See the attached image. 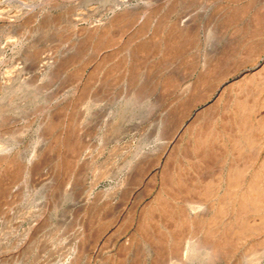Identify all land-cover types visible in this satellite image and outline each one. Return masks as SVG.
<instances>
[{
	"label": "rangeland",
	"instance_id": "374dc122",
	"mask_svg": "<svg viewBox=\"0 0 264 264\" xmlns=\"http://www.w3.org/2000/svg\"><path fill=\"white\" fill-rule=\"evenodd\" d=\"M42 54L53 94L0 100L9 117L0 116V264H152L154 241L176 234L200 245L208 219L224 216L208 228L225 233L235 213L231 227L247 221L264 235V202L247 219L236 202L251 176L264 190V0H0V76ZM172 190L198 201L197 212L167 213ZM236 234L224 251L213 246L215 258L253 240ZM237 247L216 264L235 263Z\"/></svg>",
	"mask_w": 264,
	"mask_h": 264
},
{
	"label": "bare ground",
	"instance_id": "6f19581e",
	"mask_svg": "<svg viewBox=\"0 0 264 264\" xmlns=\"http://www.w3.org/2000/svg\"><path fill=\"white\" fill-rule=\"evenodd\" d=\"M249 39V38H248ZM247 41V40H246ZM250 41V40H249ZM254 46V45H253ZM254 48V47H253ZM259 49V48H258ZM28 50V49H27ZM256 50V49H255ZM255 50H253V51H255ZM52 57V56H51ZM48 57L46 56V55H44V54H42V55H38V57L37 58H35V59H33V60H29V61H27V62H25L23 65H21V64H19V65H15V66H13V67H11V68H9V69H6L7 71L8 70H10V71H8L9 73L8 74H6V75H4L3 76V74H5V72L3 71V74H2V77L0 76V100H5L6 101V103L8 104V102H7V100L8 101H10L9 99H10V96L12 95V96H14V95H16L17 93H23L25 90H31L32 92H33V94H34V92L36 93L37 92V94L39 93L40 94V92L42 93V96L43 97H45L46 99H47V97H50L52 94H53V92H54V89L52 88V84L53 85H55L54 83H52V81L53 80H51L50 78L51 77H49L50 76V74L54 71V67L52 66V64L50 63V61H48V59H47ZM14 64V63H13ZM71 66V65H70ZM63 70H64V68H63ZM62 69L61 70H59V69H57V73H59L60 75V77L62 78V75H63V73H64V71H63ZM112 70V69H111ZM65 76L66 75H64V77L63 78H65ZM76 76V75H75ZM60 80V79H59ZM70 80V79H69ZM54 82V81H53ZM58 82V81H57ZM56 83V82H55ZM57 84V83H56ZM66 84V83H65ZM66 86V85H65ZM67 89H68V86H67ZM64 90V89H63ZM31 93V92H30ZM66 93V92H65ZM28 94V93H27ZM38 94V95H39ZM36 95V94H35ZM11 96V97H12ZM22 96V95H21ZM24 96H25V94H24ZM30 96V95H29ZM132 96V95H131ZM15 97V96H14ZM23 97V96H22ZM22 97H21V100L20 101H23V99H22ZM54 97V96H53ZM16 99H17V97H15ZM19 98V97H18ZM27 98V97H26ZM25 98V99H26ZM37 98V97H36ZM14 99V98H13ZM15 100V99H14ZM39 100V99H38ZM19 101V100H18ZM19 101V102H20ZM42 101V100H41ZM47 101V100H46ZM45 101V102H46ZM93 101H96V100H93ZM129 103H131L133 100H132V98L129 96V98H128V100H127ZM10 102H12V101H10ZM36 102V101H35ZM48 102H49V100H48ZM2 103H4V102H2ZM1 103V104H2ZM26 103V102H25ZM24 103V104H25ZM39 103V102H38ZM6 104V105H7ZM11 104H13V103H11ZM15 104V103H14ZM91 104V103H90ZM96 103H94V105H95ZM5 105V106H6ZM18 105V104H17ZM34 105H35V103H34ZM3 106V105H2ZM11 106V105H10ZM13 106V105H12ZM11 106V107H12ZM23 106V105H22ZM93 106V105H92ZM19 107V106H18ZM30 107V106H29ZM6 108V107H5ZM14 108V107H13ZM17 108V107H16ZM82 108V107H81ZM86 108V107H85ZM92 108V107H91ZM15 109V108H14ZM20 109V108H19ZM83 109H84V106H83ZM5 110V109H4ZM18 110V109H17ZM21 110H22V108H21ZM1 111H2V107H1ZM37 111V110H36ZM77 111V110H76ZM84 111V110H83ZM10 112V110L8 111V113ZM20 112V111H19ZM22 112V111H21ZM35 112V111H34ZM48 112V111H47ZM86 112V111H85ZM1 113V112H0ZM2 113H3V111H2ZM1 113V114H2ZM7 113V112H6ZM12 113L13 112H11V116L14 118V116L12 115ZM16 113H17V111H16ZM44 113V112H43ZM236 113V112H235ZM238 113V112H237ZM236 113V114H237ZM20 114V113H19ZM24 114V113H23ZM22 115V114H21ZM0 116H4V117H8V115L6 114V116H5V113H4V115L2 114V115H0ZM17 116V115H16ZM24 116V115H23ZM235 116V115H234ZM19 117H21L20 115H19ZM69 117V116H68ZM18 118V117H17ZM84 118H85V116H84ZM2 119V118H1ZM7 119V118H6ZM8 119H9V117H8ZM12 120H14L15 121V119H12ZM84 120V119H83ZM243 120V119H242ZM6 121V120H5ZM69 121H70V119L68 120V125H70V123H69ZM81 121H82V119H81ZM10 122H11V120H10ZM240 122V121H239ZM7 123V122H6ZM86 123V122H85ZM73 124V123H72ZM82 124V123H81ZM80 124V125H81ZM78 125V124H77ZM84 125V124H83ZM191 125V124H190ZM255 125V124H254ZM62 126H64V125H62ZM240 126V125H239ZM243 126V125H242ZM261 127V126H260ZM85 128V127H84ZM247 129V128H246ZM73 130V129H72ZM187 130V129H186ZM180 131V130H179ZM246 132V131H245ZM245 132H241L242 134L241 135H244L245 134ZM205 133V132H204ZM221 133V132H220ZM226 133V132H225ZM234 133V132H233ZM200 134V133H199ZM247 134V133H246ZM254 134V133H253ZM177 135V134H176ZM201 135V134H200ZM212 135V134H211ZM249 135H250V133H249ZM252 135V134H251ZM255 135H256V133H255ZM212 137V136H211ZM250 137V136H249ZM204 138V137H203ZM237 138V137H236ZM239 138V137H238ZM244 138V137H243ZM247 138L248 137H245V140H247ZM202 139V138H201ZM212 139V138H211ZM213 139H215V138H213ZM219 139V138H218ZM249 139V138H248ZM251 139V138H250ZM250 139H249V141H250ZM200 140V139H199ZM203 140V139H202ZM201 140V141H202ZM216 140V139H215ZM238 140H240V139H238ZM237 140V141H238ZM225 141V140H224ZM203 142V141H202ZM215 142V141H214ZM236 141H234V143H235ZM238 142H240V141H238ZM237 142V143H238ZM198 143V142H197ZM81 144V143H80ZM200 145H202V143H200ZM203 145H204V143H203ZM218 145V144H217ZM205 146V145H204ZM234 146H238L239 148H241V145H240V143H239V145L237 144V145H234ZM3 147V146H2ZM4 147H6V146H4ZM87 147V146H86ZM201 147V146H200ZM219 147V146H218ZM221 147V146H220ZM232 147V146H231ZM253 147V146H252ZM207 148V147H206ZM0 149H2L1 147H0ZM74 149V148H73ZM238 149V148H237ZM253 149V148H252ZM242 150V149H241ZM4 151V150H3ZM225 151H227L226 149H225ZM170 152V151H169ZM242 152V151H241ZM250 152V151H249ZM208 153V152H207ZM253 153V152H252ZM200 154V153H199ZM250 154V153H249ZM167 155V154H166ZM84 156V155H83ZM82 156V157H83ZM202 156V155H201ZM220 156V155H219ZM250 156H252V155H250ZM199 157V156H198ZM253 157V156H252ZM243 158V157H242ZM245 158H247L246 156H245ZM28 159V158H27ZM77 159V158H76ZM188 159V158H187ZM192 159V158H191ZM230 159V158H229ZM240 159V158H239ZM195 160V159H194ZM221 160V159H220ZM242 160V159H241ZM25 161V160H24ZM246 161V160H245ZM262 161V160H261ZM20 162H21V160H20ZM27 162H28V160H27ZM27 162H25V163H27ZM196 162V161H195ZM240 162V161H239ZM263 162V161H262ZM21 163H23V162H21ZM45 163V162H44ZM198 163V162H197ZM202 163V162H201ZM233 163V162H232ZM16 164V163H15ZM15 164H13V166L11 165L10 167H14V165ZM19 164V163H18ZM218 164H220V163H218ZM229 164V163H228ZM227 164V165H228ZM264 164V163H263ZM241 165H243V164H241ZM240 165V166H241ZM246 165V164H245ZM244 165V166H245ZM18 166V165H17ZM20 166V165H19ZM199 166V165H198ZM197 166V169L199 168ZM205 166V165H204ZM232 166H233V164H232ZM244 166H241V167H238L239 168V170L241 171V170H244L243 169V167ZM68 167V166H67ZM201 167V166H200ZM231 167V166H230ZM235 167V166H234ZM233 167V168H234ZM4 168V167H3ZM18 168V167H17ZM232 168V169H233ZM237 167H236V169L235 170H237L238 169ZM23 169V168H22ZM191 169H192V167H191ZM202 169H203V167H202ZM247 169V168H246ZM178 170H179V168H178ZM183 170H185V169H183ZM193 171L195 170V168L194 169H192ZM200 170V169H199ZM230 170V169H229ZM228 170V172H230ZM234 170V169H233ZM255 170V169H254ZM19 171V170H18ZM193 171H192V173L190 174V175H192L193 174ZM238 172L239 173V175H237V178L238 177H240V173L241 172ZM26 172V171H25ZM169 172V171H168ZM197 172L198 171H196L195 170V172H194V178H196V180L200 177V174L198 175L197 174ZM231 172H233V171H231ZM234 172H236V171H234ZM243 172H245V170L244 171H242V173ZM10 173H12V172H10ZM9 173V174H10ZM15 173V172H14ZM44 174H45V176H43V175H41L40 174V176H43V178H41V181H43V179H48V175L46 176V173L45 172H43ZM42 173V174H43ZM50 173V172H49ZM257 173V172H256ZM216 174V173H215ZM226 174V173H225ZM258 174L259 173H257V176H258ZM29 175V174H28ZM66 175V174H65ZM229 175V174H228ZM234 175H236V173L235 174H230V176H231V179H230V183L232 182V179L234 178ZM256 175V174H255ZM254 175V176H255ZM10 176V175H9ZM23 176V175H22ZM27 176V175H26ZM172 176V175H171ZM189 176V175H188ZM203 176V175H202ZM204 176H205V174H204ZM215 176V175H214ZM233 176V177H232ZM17 176H16V173H15V177L13 176V178H16ZM19 177V176H18ZM182 177V176H181ZM192 177V176H191ZM241 177H242V174H241ZM20 178V177H19ZM206 178H208V176L206 177ZM211 178V177H210ZM251 178H253V179H255L253 176H251ZM181 178H179V180H180ZM191 179V178H190ZM201 179H203V181H204V183L205 182H207V184H209L210 185V183H208L209 181H206V180H204L205 178L204 177H202ZM200 178L198 179V180H201ZM226 179V178H225ZM229 179V178H228ZM236 179V178H235ZM249 179V178H248ZM253 179H249L250 180V185H251V187H250V189L249 188H247V189H249L251 192H249V190L247 191V189H246V191L244 192L242 189L240 190L241 192L243 191L244 193V195H241V197H240V199L238 200V197H236L237 199H236V202H239V212H240V210L243 212V210H244V212L243 213H245V212H249L250 213V211L249 210H251V211H253V213H254V211H255V214L257 213L258 214V212H259V214H258V216H260L262 213H260V209L263 207H261V205L260 204H263V203H261V201L262 202H264V190L261 188V186L262 185H259L258 186V184L261 182V181H259V183L257 184V182L256 183H254V182H252L251 180H253ZM259 179V178H258ZM15 180V179H14ZM70 180V179H69ZM178 180V179H177ZM196 180H194V181H196ZM210 180H212V179H210ZM257 180V179H256ZM13 181V180H12ZM18 182H19V180H17ZM17 181H13V184H12V182H11V186H12V190H14V184H16V183H18ZM40 181V182H41ZM46 181V180H45ZM173 181H174V179H173ZM181 181V180H180ZM188 181V180H187ZM191 182H193V180L191 179L190 180ZM202 181V180H201ZM200 181V182H201ZM222 181V180H221ZM242 182H243V180H241ZM240 181V182H241ZM7 182V181H6ZM10 182H8V183H10ZM16 182V183H15ZM170 182H172V181H170ZM219 182V181H218ZM233 182H234V179H233ZM238 182V181H237ZM42 183V182H41ZM47 183V182H46ZM45 183V184H46ZM173 183V182H172ZM194 183V182H193ZM192 183V184H193ZM202 183V182H201ZM230 183H228V184H230ZM245 183V182H244ZM247 183L249 184V181H247ZM247 183H246V186H248L247 185ZM264 183V182H263ZM43 184V183H42ZM66 184V183H65ZM68 184V183H67ZM66 184V185H67ZM186 184V183H185ZM189 184V183H188ZM200 183H198V185H199ZM212 184V183H211ZM234 184V183H233ZM241 184V183H240ZM173 185V184H172ZM184 185V184H183ZM191 185V184H190ZM202 185H203V188H201V189H204V190H201V191H199L198 189V191H199V193H201V192H204L205 191V189L206 188H208L207 186H205L206 185V183H205V185L204 184H200V186L202 187ZM217 185V184H216ZM216 185H215V187H216ZM223 185V184H222ZM235 185H238L239 186V184H234V186ZM243 185H245V184H243ZM5 186V185H4ZM17 187H18V185H16ZM23 186H24V184H23ZM62 186V185H61ZM185 186V185H184ZM183 186V187H184ZM195 186V185H194ZM194 186L192 187L191 186V188L192 189H194ZM197 186V185H196ZM212 186H214V184L213 185H211L210 186V188L212 187ZM227 186V188H229V189H232L233 187H232V185H230L231 187H229V185H226ZM242 186V184L240 185V187ZM6 187V186H5ZM71 187V186H70ZM175 187V186H174ZM182 187V188H183ZM236 187V186H235ZM234 187V188H235ZM168 188H169V186H168ZM182 188H179L180 190L182 189ZM184 188H186V187H184ZM188 189V191L190 190H192V189ZM197 187H195V189H196ZM199 188V187H198ZM225 189H224V191L227 189L226 187H224ZM232 189V190H235V191H237L236 189L237 188H239V187H237V188H235V189ZM241 188H243L244 189V187L242 186ZM264 188V187H263ZM64 189V188H63ZM66 189V188H65ZM68 189V188H67ZM65 190L66 192L69 190ZM176 189H178V187H176ZM187 189V188H186ZM194 189V190H195ZM212 189V188H211ZM210 189V191L213 193V191ZM2 190V189H1ZM3 190H5V189H3ZM6 190H8V189H6ZM16 190V189H15ZM194 190H192V192L194 191ZM228 190V189H227ZM232 190H231V193H232ZM11 191V190H10ZM64 191V192H65ZM206 192V194L207 193H209V196H210V193L211 192ZM230 191V190H229ZM63 192V191H62ZM69 192V191H68ZM169 192V191H168ZM172 192V196H171V198L173 197V203L172 202H170V203H172V204H170V203H168V205L166 204V206H164V207H166L165 208V210H167V213H168V211H171V212H176V213H178V215L181 213V215L185 218V216L187 215V213H193V212H197V210H198V208L200 207V204L198 203V201H197V203L196 202H194V200L195 199H192L193 201H190V200H188V199H186L185 198V196L184 197H182V195L180 194V191L178 190L177 192H173V190L171 191ZM194 192H196L197 193V191H194ZM205 192L204 193H201L202 195H205V196H207L206 194H205ZM228 191H226L225 193H224V197H226V193H227ZM238 192V191H237ZM236 192V193H237ZM250 193V196L248 197V196H246L245 195V193ZM135 193V192H134ZM188 193H190V192H188ZM231 193H229L228 192V194L232 197V195H231ZM234 193V192H233ZM232 193V194H233ZM233 194L234 196L235 195H238V194H240L239 192H238V194ZM246 193V194H247ZM13 194V193H12ZM185 194H187V193H185ZM191 194V193H190ZM195 194V193H194ZM214 194V193H213ZM223 194V193H222ZM227 194V197H228V199L229 198H231V197H229V195ZM242 194V193H241ZM16 195H17V193H16ZM64 195V194H63ZM108 195V194H107ZM189 194H187V196H188ZM193 195V194H192ZM199 195V194H198ZM215 195V194H214ZM220 195H221V192H220ZM4 196H6V195H4ZM12 196V195H11ZM11 196H10V198H11ZM103 196V195H102ZM134 196V195H133ZM166 196V195H165ZM200 196V195H199ZM212 196V195H211ZM217 196V195H216ZM222 196V195H221ZM224 197H222V201H220V205H222V202H224V200H226L227 198H225L224 200H223V198ZM5 198V197H4ZM9 198V197H8ZM7 198V199H8ZM9 198V199H10ZM160 198H161V196H160ZM167 198V197H166ZM168 198H170V197H168ZM190 198V197H189ZM211 198V197H210ZM213 198V197H212ZM215 198V197H214ZM217 198V197H216ZM233 199H234V197H232ZM232 198H231V201H232ZM8 199V200H9ZM14 199V198H13ZM66 199V198H65ZM203 200V199H202ZM238 200V201H237ZM10 201V200H9ZM228 201V200H227ZM230 201V202H231ZM234 201V200H233ZM232 201V202H233ZM7 202V201H6ZM226 202V201H225ZM225 202H224V205L225 206H223L222 205V207L224 208V207H226L227 208V206H228V203L226 202V204H225ZM229 202V201H228ZM229 202V203H230ZM17 203V202H16ZM166 203H167V201H166ZM10 204H12V203H7L6 205L8 206H10ZM19 204H21V203H19ZM157 204V203H156ZM159 204V203H158ZM163 204H164V202H163ZM232 204H233V207H234V202L233 203H231L230 205L232 206ZM211 205V204H210ZM216 205V204H215ZM219 205V204H218ZM219 205V206H220ZM264 205V204H263ZM5 206V205H4ZM8 206V207H9ZM18 206V205H17ZM218 206V207H219ZM230 206V207H231ZM157 207V206H156ZM163 207V208H164ZM217 207V206H216ZM222 207H219V209H221ZM230 207H228V208H230ZM231 208L232 210L235 208ZM236 207H237V205H236ZM261 207V208H260ZM5 208V207H4ZM10 208V207H9ZM162 208V207H161ZM160 208V209H161ZM162 208V209H163ZM246 208H250L249 210H247ZM15 209V208H14ZM25 209V208H24ZM218 209V208H217ZM243 209V210H242ZM28 210V209H27ZM164 210V209H163ZM259 210V211H258ZM262 210V209H261ZM17 211H18V209H17ZM162 211V210H161ZM226 211H228V210H226ZM237 211H238V209H237ZM236 211V212H237ZM262 211H264V210H262ZM158 212H159V210H158ZM206 212V211H205ZM214 212H216L215 210H214ZM213 212V213H214ZM217 212H219L218 210H217ZM222 212V211H221ZM220 212V213H221ZM224 212V211H223ZM223 212H222V214H223ZM247 212V213H248ZM22 213V212H21ZM20 213V214H21ZM242 213V214H243ZM252 213V212H251ZM17 214H19L18 212H17ZM195 214V213H194ZM233 215H234V213H232ZM232 214H231V216H232ZM240 214V213H239ZM24 215V214H23ZM30 215V214H29ZM143 215V214H142ZM148 215V214H147ZM169 215V214H168ZM177 215V214H176ZM176 215L174 216V217H176ZM180 215V217L179 216H177V217H179V219L182 217ZM201 215V214H200ZM241 215V214H240ZM240 215H238V216H240ZM264 215V214H263ZM263 215H261L262 217H264ZM9 216V215H8ZM20 216H22V215H20ZM20 216H18V217H20ZM26 216V215H25ZM166 216V215H165ZM188 216H190V215H188ZM208 216V215H207ZM218 216H221V215H218ZM235 218L237 219V214L235 213ZM233 216V217H234ZM237 216V217H236ZM254 216H256V215H254ZM254 216H250L249 215V217L251 218V217H253V218H255ZM16 217H17V215H16ZM27 217V216H26ZM30 217V216H29ZM154 217V216H153ZM174 217H172V221L174 220V222H175V219H177V218H174ZM197 217V216H196ZM222 217V216H221ZM221 217H219V218H217V220L219 219L220 220V218ZM224 217V216H223ZM222 217V218H223ZM229 217H230V215H229ZM233 217H231V218H233ZM245 217H246V213H245ZM245 217H244V219H245ZM262 217H259L260 219L262 218ZM14 218V217H13ZM143 218V217H142ZM171 218V217H170ZM187 218V217H186ZM212 218H214V217H212ZM216 218H214L215 220L214 221H216ZM229 219L230 221H228V215H227V223H226V225L228 226V229L230 230V227L232 226L231 225V223H229V222H231V220L232 219ZM259 218L258 219H256V220H259ZM16 219V218H15ZM147 219V218H146ZM164 219V218H163ZM168 219V218H167ZM183 219V218H182ZM188 219V218H187ZM205 219V218H204ZM226 219L224 218V220L226 221ZM236 219H233V220H236ZM241 219V218H240ZM243 219V220H244ZM246 219H247V217H246ZM145 220V219H144ZM168 220H170V219H168ZM181 220V219H180ZM219 220L218 221H216V223L215 224H213V227H214V225H216L217 224V222H218V224L217 225H219ZM223 220V221H224ZM242 219H241V221H243ZM249 220V219H248ZM254 220V219H253ZM171 221V222H172ZM207 221V220H206ZM208 221H209V219H208ZM207 221V223H208V225H206L205 227H207V229L205 230L206 232V235H207V241L206 242H202L203 244H201V242H200V245H198L196 242H195V240H191L190 238H178V237H175L176 236V234H173L174 236H172V234H171V238L172 237H175V238H172L171 240H169V238L168 239H166V241H165V238H160L161 236H159V238L161 239H159V240H157V241H154V247L151 249L152 251H149V257L151 256V258H149V260L151 259V261H152V264H186V262H192L193 264H216L217 263V260H216V258L217 259H220V258H218V257H216L215 258V256H214V252H215V248L217 249V247H219V250L221 249L222 251H224L222 248L223 247H221V246H224L223 244H225L226 243V239L228 238V237H230L231 236V238H230V241H231V239H232V237L233 236H235V234L234 235H231L232 233H231V231H229V230H227V227L225 226L224 228H223V224L221 223V225H222V228L225 230V233H222V231H220L222 234H220V232L219 231H216V233L217 232H219L218 234H220V235H218V234H216L215 232H214V230L210 227V228H208V226H209V224H211L212 225V223H211V221H212V219H211V221H210V223ZM214 221H212V222H214ZM239 223H242V222H240V220H237ZM236 221V222H237ZM261 222H262V220H260ZM264 221V220H263ZM177 222V221H176ZM184 222V224H185V221H183ZM182 222V223H183ZM200 222V221H199ZM205 222V221H204ZM244 222H246V223H250V222H247V221H243V223ZM261 222H259L258 223V221H257V223L258 224H260ZM147 223V222H146ZM178 223V222H177ZM179 223H180V221H179ZM181 223V225H183ZM190 223H191V221H190ZM197 223V222H196ZM195 223V225H197ZM207 223H205V224H207ZM238 224V223H236V225H233V227H231V229L233 228V230L235 229L234 228V226L235 227H237V225H239V227H237V233L239 232H241V235L239 234H236V237L238 238V236H243V234L242 233H245V234H247L246 236L248 237H250V235L252 236V238H253V240L252 239H250V240H252V242L248 245V246H246L247 244H248V241H245V242H247V244H245V246L243 247H241V248H238L237 246V248L239 249V254L237 255V257H236V260H235V263H232V264H264V235H262L261 236V233H260V235H259V231H257V228H255V226H250L249 224H247L246 225V223H245V225L244 224ZM253 223H256L255 221H253L252 222V224ZM118 224V223H117ZM188 224V227L189 226H191V225H189V222L187 223ZM194 224V223H193ZM201 224H203L204 225V223H200V225ZM229 224H230V227H229ZM257 224V225H258ZM263 224H264V222H263ZM203 225H202V227H203ZM210 225V226H211ZM172 226V225H171ZM185 227H187L186 225H184ZM261 226H264V225H261ZM260 226V227H261ZM36 227V226H35ZM175 227V226H174ZM192 227H194L193 225H192ZM191 227V228H192ZM219 227V226H218ZM221 227V226H220ZM141 228V227H140ZM173 228V227H172ZM184 228V227H183ZM199 228V227H198ZM197 228V229H198ZM151 229V228H150ZM162 229V228H161ZM185 229V231L186 230H188L187 232H189L190 230H189V228L187 229V228H184ZM194 229H196L195 227L193 228V232H195L196 233V231H197V229H196V231H194ZM260 230H261V228H259ZM263 229V228H262ZM35 230V229H34ZM37 230V229H36ZM192 230V229H191ZM201 230V229H200ZM226 230H227V232L229 231L230 233H227L226 232ZM27 231V230H26ZM180 231V230H179ZM202 231V230H201ZM204 231V230H203ZM257 231V232H256ZM159 232V231H158ZM167 232V231H166ZM176 232V231H175ZM192 232V231H191ZM191 232H189V234L188 233H184V234H186L185 236H187V234L188 235H193V234H190ZM199 232V231H198ZM261 232V231H260ZM157 233V232H156ZM162 233V232H161ZM203 233V234H202ZM4 234V233H3ZM23 234V233H22ZM35 234V233H34ZM79 234V233H78ZM165 235L167 234V233H164ZM178 234V233H177ZM197 235H198V233H196ZM228 234H230L229 236H228ZM244 234V235H245ZM105 235V234H104ZM109 235V234H108ZM157 235V234H156ZM159 235V234H158ZM168 235V234H167ZM218 235V236H217ZM78 236V235H77ZM80 236V235H79ZM82 236V235H81ZM151 236V235H150ZM163 236V235H162ZM169 236V235H168ZM199 236H203L204 237V232H201L200 234H199ZM226 236H228L227 238H226ZM246 236H244V238L246 237ZM166 237V236H165ZM180 237H182V235L180 234ZM194 237V236H193ZM196 237V236H195ZM202 237V238H203ZM31 238V237H30ZM154 238V237H153ZM197 238V237H196ZM200 238V237H199ZM205 238V237H204ZM237 238L235 239H233L232 240V242H234V240L236 241L237 240ZM243 238V239H244ZM2 239V238H1ZM14 239V238H13ZM42 239V238H41ZM78 239V238H77ZM86 239V238H85ZM164 239V240H163ZM198 239V238H197ZM97 240V239H96ZM155 240V239H154ZM163 240V241H162ZM199 240V239H198ZM200 240H201V238H200ZM226 240V241H225ZM238 241V243L240 242L241 244H243L242 242H244V240H237ZM19 242V241H18ZM35 242V241H34ZM244 242V243H245ZM227 243H229L230 245H232V243H230V242H227ZM236 243V242H235ZM235 243H234V245H235ZM238 243H236V245H238ZM239 243V244H240ZM102 244V243H101ZM98 246H99V244H98ZM213 246H217V247H214L213 248ZM241 246V245H240ZM92 247V246H91ZM221 247V248H220ZM229 247H233V245L232 246H228V248L227 249H225V251H227L228 249H229ZM236 247H234V248H230L231 249V252L233 253V251L235 252V248ZM90 248V247H89ZM97 248V247H96ZM230 249L228 250L229 252H230ZM105 250V249H104ZM214 250V251H213ZM216 251H218V250H216ZM227 251V252H228ZM229 252L226 254V255H228L229 254ZM238 252H236V253H238ZM216 254H217V252H215ZM226 253V252H225ZM225 253L224 252H222V253H220V255H221V257L223 256H226L225 255ZM231 253V254H232ZM219 254V253H218ZM230 254V255H231ZM230 255H228V256H230ZM227 256V257H228ZM222 257V258H223ZM143 258V257H142ZM221 258V259H222ZM228 258H231V257H228ZM232 258H233V256H232ZM220 259V260H221ZM224 259V258H223ZM222 259V261H224V260H226L227 258L225 257V259L223 260ZM233 260H234V258H233ZM226 261H228V260H226ZM232 261V260H231ZM232 262H234V261H232ZM222 263V262H221ZM225 263H228V262H225ZM142 264V263H141ZM190 264V263H189ZM219 264V263H218ZM224 264V263H223ZM230 264V263H229Z\"/></svg>",
	"mask_w": 264,
	"mask_h": 264
}]
</instances>
